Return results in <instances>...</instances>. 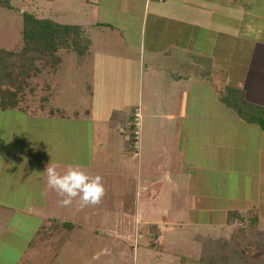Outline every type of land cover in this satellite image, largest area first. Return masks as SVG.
Listing matches in <instances>:
<instances>
[{
    "label": "rangeland",
    "instance_id": "obj_1",
    "mask_svg": "<svg viewBox=\"0 0 264 264\" xmlns=\"http://www.w3.org/2000/svg\"><path fill=\"white\" fill-rule=\"evenodd\" d=\"M92 3L93 0H90L89 3L87 0H0V50L19 52L23 48L25 15H32L42 20L51 19L57 23L71 24L75 27V24H84L89 21ZM103 5L104 2L100 5L101 11L105 9ZM246 11L247 13L251 12L245 18L246 26L250 25L254 27L252 29H259L258 35L260 39H264V0H252L251 3H247ZM121 21L117 17L114 22L119 24ZM104 31L106 29L100 31L101 34L105 33ZM131 31L133 33L134 30L130 29ZM105 36L109 40L108 34L105 33ZM232 40L235 47L238 45L241 54L238 53L235 74L231 73L229 79L232 81L235 76V84H238L241 81L239 77L240 63L248 64V61L244 58L248 53L249 43L243 45L247 46L246 49L240 50L239 40L237 45L236 40ZM192 51L194 52V49ZM60 53L63 56V63L55 73L50 72L49 68L42 69L38 74L36 73L33 79V84L36 86L35 91L39 94L43 93L47 82H50L51 85L56 86L55 90L58 92L54 96L56 106L64 105L69 109H77L78 111L88 109L92 113V117L80 116L79 121H77L75 115L69 114L70 118L44 117V119H38L32 117L23 122L20 117L21 114L18 112L0 111V152L12 149L14 144L16 150H29L28 159L24 164L29 172L31 201L33 206L40 208L43 220L53 218L56 209L60 210L57 213L63 217L64 208H67L56 204V201L49 207H44V195L42 194L46 191V187L43 188V185H47L44 181V178L47 177L43 173L46 166L51 162L58 164L63 170L69 164H80L89 173V167L95 161L94 169L103 171L100 175L103 177L106 192L100 206L93 209L95 216L92 220L94 225H92L90 231H87V237L80 236L79 231L76 232V238L68 237L74 226L66 222H63L62 226L57 224L47 226L46 222L41 228V220L34 222L29 219L38 228L35 235L39 234V239H45V236L50 233L56 236L59 234L57 228L61 230V233L48 243V247L41 246L38 249L39 254H43L42 250L44 249H50L47 250L50 255H55L54 248H58L57 254L61 252L60 255L55 259L52 258V260H50V256L45 255L42 258L50 261L43 259L40 261L43 263L38 262L37 264H201L200 261L205 256L204 251L206 248V250H216L215 256L228 253L227 250L222 251L223 247L226 246V242L234 246L238 252H244L248 242H253L254 249L252 253L263 257L264 250L256 248V245L263 239L261 235H264V183H257L258 175L260 173L264 174V150L263 153L259 154V151L264 149V145L260 147L264 143V135L260 136V133L256 132L258 130H255L257 128L253 129L248 126V128L238 127L236 130H230L225 126L210 127L207 120L205 123L196 118L186 120L184 122L183 140L187 138L191 143L194 141V144L199 147V142L194 139L198 138L201 144H205L208 140L215 138L226 141L225 144L240 147L241 153L229 149L227 145L226 148L219 150V157H216V159L214 158L215 146H206L203 151L201 149L198 151L196 148H192L195 147L193 144H190L189 148L182 145V153L184 152L183 155L186 153L187 161L190 164L187 166L188 169L185 174L190 175L192 179L182 184L183 190L181 189V191L183 192L178 194L179 201H175L176 195L160 183L156 188L159 191V202L156 208L153 207L149 199L152 196L153 189H151L149 197L147 192L142 191V217L143 215L144 217H153V212H156L157 216L160 215L169 222L164 228L152 225L143 226L136 219L138 182L141 180L151 182L153 177L157 176V180L162 179V177L158 175V172H156V175L153 172H145V170L138 173L135 161L132 163L128 157L129 153H134L136 157L141 155V158L144 153L151 155V140L156 137V131H153V125L145 119L141 111L140 148L138 151L132 148L129 138L131 132L129 133V130L126 129L128 142L125 146L127 154L124 155L121 148L125 138L120 133L124 134L125 131L121 127H119L121 128L120 131L119 129L115 130L120 124L118 118L122 114L127 116L132 114L134 116L135 110L139 109L137 92L139 77L133 75L131 76L133 81L126 82V86H128V88H125L126 95L116 96L114 94V97L105 98L104 88L110 91L108 87L111 86V93H117L115 86L118 84L116 62L112 60L111 65L108 67L107 65L102 66L100 63L99 66H95L96 61L92 66L93 63L90 58L93 57L91 56L88 59L86 51L81 52L79 55L69 50H61ZM38 66L42 68L41 65ZM92 79L96 82L99 80V83L96 84V94L93 99L86 96V94H91L88 90L89 86L92 85ZM234 91L243 92L237 86L227 89L226 93L229 94ZM100 94L102 97H99ZM222 94H224L223 91L219 95L221 99ZM195 95L196 91L192 100L198 101L194 104H199V106L189 107L192 112L190 114L195 113L191 116H196V113L201 114L203 110V113L208 116L207 114L211 113V110L207 109L209 106L218 107V103L216 104L218 96L216 98H206L204 96V98L195 99ZM40 99L29 97L27 101L29 105L36 107L40 105ZM131 106H136V109ZM254 108L264 111V107ZM69 109L66 110L69 111ZM12 115L18 117L13 120ZM95 117H98L97 120L101 117L102 119L94 123ZM110 117L112 120H110ZM128 125V128H130L131 124ZM166 130L169 131L170 127H166ZM165 132L160 127L158 137H164L163 133ZM100 144L105 146L106 153L104 150L102 155L100 154L101 157L99 155L97 159L93 157L94 160L91 162V157L94 156L93 151L95 154L96 150L100 148ZM161 147L164 149L163 146ZM163 155L164 153H161L159 158ZM103 156L105 157L103 158ZM123 160H126L123 165H117L109 170L103 166L110 164L113 167L114 164L123 162ZM60 168L57 170L62 173L63 170ZM151 186L149 187L151 188ZM169 191L172 193V197L165 198V194ZM48 195L49 197L50 195L56 197V193L53 191ZM196 200L204 202L205 207L211 203L216 210L212 212L211 216L210 213L207 214L205 208L195 211L192 203ZM148 206L155 211L151 210L148 213L146 211ZM226 206H229L232 211L223 212L226 209L222 208ZM120 208L128 214V217L125 215L126 217L121 218L117 214L118 212L121 213ZM102 209L104 214H109L108 221L105 220L104 223L95 224ZM79 211L83 212L85 209L76 208L75 213ZM230 212L237 213L240 217L236 215L235 218H237L230 222L232 218L229 215ZM71 213L73 214L72 211ZM15 214L16 216H12L13 220L24 219L23 217L20 218L19 214ZM186 217L187 219L190 217L191 219L187 221H192L194 224H186ZM197 218L201 220L202 224L197 222ZM61 220L63 221V219ZM67 221L73 222L75 220ZM16 224L23 229L20 223L13 222L10 225L16 226ZM8 229H11L14 241L15 237H21L17 235L18 230L16 228L7 227ZM82 231L84 234L86 228ZM5 233L7 234V232ZM27 234H34L33 230L29 229ZM156 238H158V241H156ZM5 239H8V237H5ZM24 239L18 240L16 249H0V264H17L21 260V257L18 256H20L23 245L22 240ZM46 240H49V237ZM36 241L38 242L37 239ZM32 255L31 252H27L22 263L30 261ZM33 259L34 257L31 260ZM220 264H228V262L223 263L222 261Z\"/></svg>",
    "mask_w": 264,
    "mask_h": 264
},
{
    "label": "crops",
    "instance_id": "obj_2",
    "mask_svg": "<svg viewBox=\"0 0 264 264\" xmlns=\"http://www.w3.org/2000/svg\"><path fill=\"white\" fill-rule=\"evenodd\" d=\"M87 1L88 3L90 2V0ZM103 2L105 9L101 11L100 5ZM251 2L252 0H165L164 2L149 0H93L90 19L88 18L89 21L84 24H75L76 26L86 28V34L91 41L87 58L93 57L90 58L93 63L92 66H94L96 61L95 66H99L100 63L102 66L107 65L108 67L111 65L112 60L116 62L118 69V77H116L118 84L115 85L117 93H111V86L108 87L110 91L104 88L103 94L105 98L114 97V94L116 96L126 95L125 88H128L126 82L133 81L131 79L133 75L139 77V85L137 87L139 109L137 111L140 113L141 120L142 114H144L145 119L153 125V131H156V137L151 140V155L144 153L141 158V155L136 157L134 153H129L128 159L132 163L135 161L138 173L145 170V172H153L156 175V172H158V175L162 177L160 180H157V176L153 177L151 182H143L142 180L139 181L140 183L138 182L136 219L143 226L152 225L164 228L169 222L164 217L157 216L156 212H153V217H144V215L142 217V191L147 192V196L149 197L151 189H153L152 196L149 199L153 207L156 208L159 202V191L156 188L160 183L164 184L176 195L174 198V200L176 199L175 201H179L178 194L183 192L181 191V189L183 190L182 184L192 179L190 175L185 174V171L188 169L187 166L190 164L187 161L186 153V156L183 155L184 152L182 153V145L189 148V145L193 144L195 147L192 148H196L198 151L200 149L203 151L206 146H215L214 149L216 150L214 152L216 153H214V158H218L219 150L226 148L228 145L224 143L226 141L215 138L208 140L205 144H201L200 139L193 138L196 142H199V147L194 144V141L191 143L187 138L183 140L184 122L186 120L196 118L197 120L201 119L204 123L207 120L210 127L225 126L230 130H236L238 127L257 128L255 129L258 130L256 132L260 133V136L262 134L264 135V131L258 124L242 119L234 109L228 107L219 97L221 91L226 94L227 89L238 86L243 91L244 99L248 104L254 107H264V39H260L258 35L259 29H252L254 27L250 25L246 26L245 23L246 16L249 13L251 14V12L247 13L246 4ZM117 17L122 20L119 24L114 22ZM62 25L71 26V24ZM105 29L106 31L104 32L110 37L109 40L106 38L105 33L101 34L100 32ZM130 29L134 30L133 33L132 31L130 32ZM98 30L100 31L98 32ZM232 39L236 40V45L239 40L240 50L246 49L247 46L243 45L249 43L248 53L246 54V58H244L248 61V64L240 63L239 72L243 74L241 75L239 73L241 81L238 84H235V76L232 78V81L229 79L231 73L233 75L235 74L236 60L238 53H240L238 45L235 47ZM192 49H194L195 53ZM92 50L94 51L92 52ZM91 82L92 85L91 87L89 86L88 90L91 94H86V96L93 99L96 94V84L99 83V80L96 82L92 79ZM195 91V99L204 98V96L206 98H216L218 96V102L216 101L218 107L215 106L213 108L209 106L207 109L211 110V113L207 114L208 116L203 113L204 110L201 114L196 113V116H191L195 113L190 114L192 113L190 108L199 106V104H194L198 101L192 100ZM99 97H102V95L100 94ZM53 102V108H58L53 114L50 111V107L43 110V108L29 106L22 110L7 111L21 114L20 117L23 119V122L32 117L38 119H44V117H55L58 119L70 118L69 114L75 115V120L77 121H79L80 116L92 117V113L88 109L78 111L77 109H69L64 105L56 106V101ZM132 108L136 109V106ZM66 109H69V111ZM137 111L135 110V113ZM11 117L14 120L18 116L12 115ZM130 117H132V114L129 116L122 114L118 118L120 124H118L115 130L119 129L120 131L121 128L124 131L126 129L129 130L128 124ZM97 119L98 117H95L94 123L100 121L102 117L99 120ZM160 127L166 131L163 133L164 137L162 138H159L157 135ZM166 127H170V130H166ZM120 134L125 138L121 148V152L125 155L127 154V148L125 146L127 145L128 138L126 131L124 134ZM263 145L264 143L260 147ZM227 147L234 149L237 153H241V148L238 146L229 144ZM104 150L106 153L107 149L104 145L100 144V148L96 150L95 154L93 151L94 156L91 157V162L94 160L93 157L96 159L98 155L101 157ZM263 150L261 149L259 154L263 153ZM161 153H164V155L159 158ZM28 154L29 150L27 149L16 150L15 144L12 149L0 152V249H16L18 240L25 238L22 240L23 245L20 256H18L21 257L19 262H21L20 264H37L41 260L46 259L42 258L45 255L50 256V260L60 255L61 252L57 254L58 248H54L56 251L55 255H50L49 251H47L50 249H44L42 250L43 254H39L38 249L41 246L44 248L48 247V243L58 236L61 230L57 228L59 234L56 236L50 233L48 236H45V239H39V234L37 236L35 235L36 229L38 231L34 223L35 221L41 220V228H43L42 226L46 222L47 226L51 224L62 226V223L66 222L74 226L73 230L69 232L68 237L72 236V238H76V232L78 231L80 232V236L84 235V237H87V231H90V228L94 225L92 220L95 216L93 209L100 206V204L85 207V211L75 213L76 208H81L76 201H73L66 209L64 208V213H62L64 218L57 213L60 210L56 209L53 218L43 220L40 208L33 206V202L31 201L30 181L28 180L29 172L27 166L24 164L28 159ZM153 155L155 156L153 157ZM164 157L166 158L163 159ZM125 161L123 160V162L114 164L113 167L110 164L103 166L109 170L115 168L117 165H123ZM94 165L95 161L89 167L90 175H100L101 172L103 173L101 170L94 169ZM44 181L47 183V178H44ZM260 182L264 183L263 173L258 175L257 183ZM44 187H46V191H44L46 193L44 195V207H49L51 204H54V201L60 205L59 200L61 198L57 194L56 197L53 195L49 197L48 195L52 191L54 193L56 192L48 188L47 185H43ZM170 191L165 194V198L172 197ZM192 205L195 211H200V209L205 208L204 210H206L207 214L210 213V216L216 210L215 206L211 203L205 207L202 201L199 202L196 200ZM222 209H226L223 212L227 210L232 211L229 206ZM120 210L121 213L118 212L117 214L121 218L128 217V214L122 208ZM151 210L155 211L149 208V206L146 209L148 213ZM117 211L119 210L117 209ZM14 212L19 214L20 218L23 217L24 219L13 220L12 216H16ZM108 216L109 214H104L102 209L98 214L95 224L104 223L105 220L108 221ZM77 218L78 220H76ZM72 219L75 221H67ZM190 219V217L188 219L186 217V221ZM196 220L199 224H202L200 219L197 218ZM13 222L20 223L24 230L17 224L16 226L10 225ZM186 224L193 225L194 223L187 221ZM7 227L16 228L18 230L17 235L21 237H13L15 239L14 241L12 239L11 229L7 230ZM83 227L86 228L84 234L82 231L84 230ZM87 227L89 228L87 229ZM29 229H32L34 234H27ZM5 237H8L10 240L5 239ZM47 237H49V240H46ZM27 252H31L33 255L30 261L22 263ZM33 257L34 259L31 260ZM46 260L50 261L48 259Z\"/></svg>",
    "mask_w": 264,
    "mask_h": 264
},
{
    "label": "trees",
    "instance_id": "obj_3",
    "mask_svg": "<svg viewBox=\"0 0 264 264\" xmlns=\"http://www.w3.org/2000/svg\"><path fill=\"white\" fill-rule=\"evenodd\" d=\"M24 22L23 48L19 52L0 50V111L34 107L29 105L27 99L38 97L41 98L40 105L36 107L43 108V110L50 107L53 114L58 110V108H53L54 96L58 93L55 90L56 86L47 82L46 86L44 85L45 91L39 94L35 91L36 86L33 84L36 73L38 74L42 69L47 68L50 72L55 73L63 61L61 50L73 51L78 55L86 51L87 54L91 41L86 34V28L81 26L62 25L51 19L42 20L32 15H25ZM37 63L42 68H39ZM222 101L228 107L234 109L242 119L258 124L264 131V113L248 104L242 92L224 93L222 94ZM129 120L131 124L129 138L132 141L134 140L132 133L134 130V116L130 117ZM229 215L232 216L230 222L239 216L233 212H230ZM261 236L263 239L257 243L256 248L264 250V235ZM158 238H156V241H158ZM225 244L226 246L223 247L222 251L227 250L228 253L215 256L216 250L211 251L206 250V248L204 251L205 256L200 263L220 264L223 261V263L228 262V264H264V256L260 257L252 253L254 249L253 242H248L244 252H238L229 242Z\"/></svg>",
    "mask_w": 264,
    "mask_h": 264
},
{
    "label": "clouds",
    "instance_id": "obj_4",
    "mask_svg": "<svg viewBox=\"0 0 264 264\" xmlns=\"http://www.w3.org/2000/svg\"><path fill=\"white\" fill-rule=\"evenodd\" d=\"M58 168V164L51 162L43 174L47 177L48 188L61 198L59 204L62 207L73 201H77L81 209L101 203L106 192L102 176L90 175L80 164H69L62 173Z\"/></svg>",
    "mask_w": 264,
    "mask_h": 264
},
{
    "label": "built area",
    "instance_id": "obj_5",
    "mask_svg": "<svg viewBox=\"0 0 264 264\" xmlns=\"http://www.w3.org/2000/svg\"><path fill=\"white\" fill-rule=\"evenodd\" d=\"M149 1H158V2H164L165 0H149ZM134 120H133V126H134V130H133V137L134 140L131 141L132 143V148L135 150H139L140 146H139V140H140V120H141V116L140 113L137 111L134 115Z\"/></svg>",
    "mask_w": 264,
    "mask_h": 264
}]
</instances>
